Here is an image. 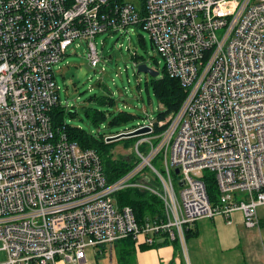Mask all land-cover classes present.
Wrapping results in <instances>:
<instances>
[{
    "label": "built area",
    "instance_id": "1",
    "mask_svg": "<svg viewBox=\"0 0 264 264\" xmlns=\"http://www.w3.org/2000/svg\"><path fill=\"white\" fill-rule=\"evenodd\" d=\"M141 12L131 0H0V264H86L90 251L102 255L129 236L177 243L186 255L199 220L241 212L248 229L260 226L264 0H146ZM138 25L187 96L164 121L103 136L151 130L133 146L135 167L109 182L95 150L52 127L50 112L61 106L54 66L82 41L96 68L94 40ZM128 189L157 197L165 218L139 222L117 201Z\"/></svg>",
    "mask_w": 264,
    "mask_h": 264
},
{
    "label": "rangeland",
    "instance_id": "2",
    "mask_svg": "<svg viewBox=\"0 0 264 264\" xmlns=\"http://www.w3.org/2000/svg\"><path fill=\"white\" fill-rule=\"evenodd\" d=\"M131 1L135 4L139 2V0ZM94 42L101 57L96 68L91 66L87 58L88 49L82 41L77 42L79 46L75 44L70 47L67 56L54 66L61 106L67 112L76 113L75 117L66 118L67 122L98 137L121 133L134 129L138 124L145 125L155 121L163 106L156 97L151 76L138 73L135 66L146 64L159 71L157 78L163 76L165 62L149 33L140 27L132 26L102 34ZM136 55L141 57L137 62L134 60ZM104 96H113L114 104H100L96 101ZM91 108H98L107 114L108 118L98 125L85 111ZM121 112L131 114L133 118L127 122L111 125ZM112 152L115 158L130 159L134 156L133 146L131 144L126 146V143L122 141L117 142ZM163 160L158 157L154 161L158 170L165 168ZM175 180L176 188L179 190L178 181ZM1 245L0 243V247ZM95 251L97 252L98 249ZM107 256L112 262V255ZM99 257L104 258L101 255ZM5 261L6 254L0 253V262ZM99 262L110 264L109 260L104 259ZM114 264H117L115 254Z\"/></svg>",
    "mask_w": 264,
    "mask_h": 264
},
{
    "label": "trees",
    "instance_id": "3",
    "mask_svg": "<svg viewBox=\"0 0 264 264\" xmlns=\"http://www.w3.org/2000/svg\"><path fill=\"white\" fill-rule=\"evenodd\" d=\"M145 1L139 0V7L141 9V13H145ZM137 27H140L138 25ZM139 56H134V60L139 61ZM152 83L154 87V92L156 97L160 101L163 109L161 113L158 115V121H164L169 116L174 113H177L181 108L183 101L186 98V90L182 87L180 82L170 77L166 69H164L162 78H152ZM100 104H114L113 96H104L101 100L96 99ZM88 116L93 119L98 125L101 124L104 120L108 118L107 114L100 111L98 108L85 109ZM76 113L74 111H66L62 106L58 105L53 108L50 112L51 124L53 129L57 134L66 135L68 140L78 144L82 149H92L95 150L102 162L104 167V173L108 178L109 182H113L124 175H126L129 171H131L136 165V156H131L130 159L125 158H115L113 154V148L116 146L117 142L106 143L102 136H95L92 133L86 132L81 127H75L70 125L67 122L66 118L69 116L75 117ZM133 118V115L121 112L112 122L111 125L120 124L123 122H127ZM162 128L156 127L157 131H160ZM140 140L139 137L121 140L127 145L134 146ZM119 141V142H121ZM206 180L208 193L212 200L217 199L218 190L214 180V176L206 173ZM117 201L120 207L129 206L133 208L136 218L139 222L145 220L148 217L155 218L158 216L161 219L165 218L164 215V207L163 203L154 195L149 193L148 191L140 190V189H128L124 190L117 195ZM197 233L192 229L186 233V241L194 236ZM135 240L132 236L121 239L117 241L113 248L116 255L117 264H136L135 257ZM167 241L163 244L157 245H147L143 244L145 249H154L159 248L164 245H169ZM177 244V243H174ZM106 252L105 248H103V252ZM100 255V254H99ZM99 255L96 257L97 260L100 259ZM103 256V254L101 255Z\"/></svg>",
    "mask_w": 264,
    "mask_h": 264
},
{
    "label": "crops",
    "instance_id": "4",
    "mask_svg": "<svg viewBox=\"0 0 264 264\" xmlns=\"http://www.w3.org/2000/svg\"><path fill=\"white\" fill-rule=\"evenodd\" d=\"M258 217L260 226L255 229L245 226L241 212L234 213L230 221L221 216L199 220L192 228L197 235L188 240L186 255L178 244L145 249L135 243L136 264H264V207L259 208ZM113 246L103 253L110 264H114ZM98 255L99 251H90L86 264H103Z\"/></svg>",
    "mask_w": 264,
    "mask_h": 264
},
{
    "label": "water",
    "instance_id": "5",
    "mask_svg": "<svg viewBox=\"0 0 264 264\" xmlns=\"http://www.w3.org/2000/svg\"><path fill=\"white\" fill-rule=\"evenodd\" d=\"M137 72L138 73H144L147 74L149 76H151V78H157L159 76V71L150 68L148 65L146 64H140L137 67ZM151 132L149 127H144L143 129L140 130H136L127 134H121L115 137H109L107 139V143H113V142H119L121 140H125V139H131V138H136V137H142L144 135H147ZM176 174H179V170L177 169L175 171Z\"/></svg>",
    "mask_w": 264,
    "mask_h": 264
}]
</instances>
